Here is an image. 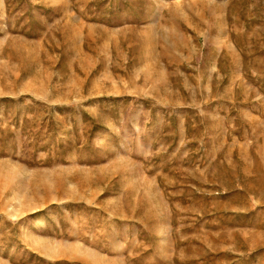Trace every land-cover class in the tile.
<instances>
[{"label": "rangeland", "instance_id": "obj_1", "mask_svg": "<svg viewBox=\"0 0 264 264\" xmlns=\"http://www.w3.org/2000/svg\"><path fill=\"white\" fill-rule=\"evenodd\" d=\"M0 264H264V0H0Z\"/></svg>", "mask_w": 264, "mask_h": 264}]
</instances>
